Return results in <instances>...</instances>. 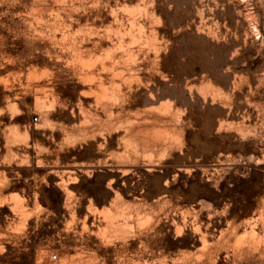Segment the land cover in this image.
I'll list each match as a JSON object with an SVG mask.
<instances>
[{"label":"rangeland","instance_id":"obj_1","mask_svg":"<svg viewBox=\"0 0 264 264\" xmlns=\"http://www.w3.org/2000/svg\"><path fill=\"white\" fill-rule=\"evenodd\" d=\"M0 264H264V0H0Z\"/></svg>","mask_w":264,"mask_h":264},{"label":"built area","instance_id":"obj_2","mask_svg":"<svg viewBox=\"0 0 264 264\" xmlns=\"http://www.w3.org/2000/svg\"><path fill=\"white\" fill-rule=\"evenodd\" d=\"M53 259H56V256H53Z\"/></svg>","mask_w":264,"mask_h":264}]
</instances>
